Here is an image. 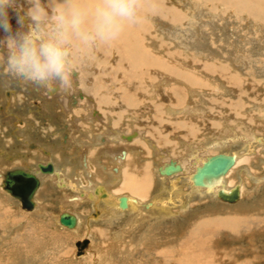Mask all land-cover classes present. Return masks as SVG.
Here are the masks:
<instances>
[{
    "label": "rangeland",
    "instance_id": "374dc122",
    "mask_svg": "<svg viewBox=\"0 0 264 264\" xmlns=\"http://www.w3.org/2000/svg\"><path fill=\"white\" fill-rule=\"evenodd\" d=\"M165 1L174 12L177 11L179 19L170 23L154 16L145 18L148 24L144 23L146 27L151 28L152 21L155 23L152 25L159 40L156 51L160 52L158 49L166 46L173 63L177 64L181 60L184 63L190 61L189 64L199 63V66L192 68L188 65L182 67L193 73L199 81L192 84L178 82L181 93L176 99L181 96L187 99L189 96V100L185 99L182 106L196 109L190 113H186L188 109L184 110L179 119L188 118L203 125L209 124L206 120L214 119L220 123L221 131L226 128L223 123L228 122L235 125L237 140L248 139L251 142L255 136L263 138L262 142L252 141L250 149L248 144L237 143V159L242 160H239L230 181L234 183L237 180L241 187L244 185L240 201L226 202L228 205L214 202L222 206L218 208V214L223 216L235 213L238 217L236 219L240 220L235 237L229 242L230 234L227 231L209 224L207 227L211 232L208 235L217 239L218 244L214 243V247L204 249L209 255L221 252L222 257L234 259L236 264H264V24L252 15L253 11H249V15L245 9H236L234 3L223 4L218 0ZM144 45L151 50L155 49L151 40L144 41ZM191 89H195L196 93ZM152 90L155 93L157 91L155 87ZM155 93L153 96H156ZM172 98L175 99L174 95ZM174 103L172 107L181 105L176 100ZM206 112L209 115L205 116ZM2 171L3 168H0V174ZM46 184L40 191L42 195H39L42 210L32 211L21 209L19 202L0 187V264H206L197 263L196 258L192 261L191 255L199 253V250H189L188 261L192 263L182 260L179 210L176 215L172 213L167 217L141 218L142 223H139L140 217L130 213L121 216L114 212L109 213L112 216L108 217L103 210V214L97 215L99 218L88 216L97 219L90 223L89 218L85 221V216L91 214L89 210L93 204L65 203L67 210L78 212L83 217L75 232L57 224L59 205L56 202L60 191L58 189L57 192L51 182L47 181ZM199 202L190 201L189 207L202 210L207 201ZM171 203L173 205L169 207L183 202L172 199ZM200 215H203V211ZM140 226L143 231L152 227L158 240L164 241L170 236L171 239L158 242L161 245L156 249L148 241L137 244L139 235L136 233ZM212 229L215 231L212 232ZM85 237L90 239V245L85 253L76 255L74 242ZM170 244L172 247L166 248Z\"/></svg>",
    "mask_w": 264,
    "mask_h": 264
},
{
    "label": "crops",
    "instance_id": "0c3cea01",
    "mask_svg": "<svg viewBox=\"0 0 264 264\" xmlns=\"http://www.w3.org/2000/svg\"><path fill=\"white\" fill-rule=\"evenodd\" d=\"M150 22H149V25H150ZM13 23L14 22H12L11 24H13ZM163 23H166V22H163ZM139 24L140 25H138V24L137 25L140 26L139 28H140L141 32H143V33H141L142 34V39H141L142 41L141 42L143 43V45L141 43L140 47L141 48L145 47L146 49L150 50L152 53L154 52L155 54L163 57L162 54H164L165 52H167V49H165L166 46H164L165 48H162L161 50L158 49V51H160V52H157L156 51L157 50L156 49L157 46H159V40L157 38V35L154 32V30H155L154 25H152V24H155L154 21L151 22V28H150V26H149V28L145 26V25L148 26L147 23H145V25H144L145 27H142L141 26V23H139ZM169 25L171 26V24H169ZM171 27H173V26H171ZM147 33L149 34V36H146ZM3 35L4 34L2 32H0V36H1L0 39L3 38ZM130 35L131 34H129V33L127 35H124L123 34L122 35L123 37L120 38L121 40L119 39L117 41V44L120 45L121 43L125 44V42L126 43L131 42L133 39H131L132 36H130ZM125 36H127V37H125ZM123 40H125V42ZM146 40H151V42H153V45H154V48L155 49L151 50V48L146 47L144 45V41H146ZM115 44H113V45H115ZM112 46H110V47H104V48H98L95 52H92V53H90L88 55V59H87V61L84 64L85 66L83 65L81 67L80 71L78 72L79 76H78V74L76 76V88L77 89L75 88L76 89L74 91L75 93H72L74 95H72V94H69L68 95L67 93H64L63 91H61L59 89H56V90H53L52 91L51 89L43 88L44 89L43 90L42 88H36V87L35 88H32L33 86H31V85H26L25 86V84H22V83H16V82H13V84L12 83H8L7 77L4 76V75H0V83H1L0 84V88H2V90H4V91H2L0 89L2 91V92H0V94H2L0 96V106H1L0 107V139H1V142H0V150H1V152H0V168H3L4 169L1 172V174L4 173L5 170L12 169L14 167L15 168H17V167L18 168H22V166H23L24 168H27L28 167V166H26L27 163H30V162H33V161H34L33 163H35L34 166L37 167V163H41L42 164V162H39V161H43L44 163L50 162L53 165V168L62 170L63 172H66L67 171L66 174L68 176H73V177H76L77 179H80V181H79L80 184L82 183V185H84L85 183H88V180H87L88 178L84 174V166H83V163H85V164L87 163L89 170H90V168L93 167L91 169V170H94V171H92V173H94L92 175V177H93L94 181H96V184H99V185L105 184L106 186L107 185L108 186L109 185H112L113 182L110 180L111 179V176H114L116 174L114 176L116 182H114V184L112 186L114 187V189H116V188L118 190L121 189V191H120L121 194L122 193L123 194L127 193L126 191L128 189L126 188L125 185H126V183L128 181H132L133 179L136 180V181L133 180V182H135V184H137V183L139 184L140 183V185H142V183H144V185H147V186L150 185L149 188H148V190H147V192H145L144 195H141V198L144 196L143 199H139L140 196H138L135 192L133 193V195L131 194L133 197L134 196H137L136 199H139L141 201L147 202V201H152V196L156 195L157 193H159V192H164L165 193V191H163L161 189L162 183L161 182L158 183V181L156 182V180H157L158 176L160 177L158 179H161L162 178L159 175V171L161 170L160 168L165 169V167L167 165L171 164L170 163L171 160L176 159V158H182V157H184L182 159L185 160V162H186L190 158L192 160L195 157H197V159L203 157L204 159H201V161L197 163L198 166H199V165H202L203 162L207 161L208 158L211 157V156H213L214 154L215 155L218 154V153H225V154L226 153L227 154L235 153V154H237V152H236L237 143L238 142H244V143L247 142V140H243V141L237 140V134H236L237 132L235 131V128L236 127H235V125H232L230 123H227V124L226 123H223L226 126V128H225L224 131H221V130H219L220 129V126H221L220 123L218 121H215L214 119H208V120H206L209 123L208 125H203V123H201V122H193V121H191L188 118L185 119V118L181 117V119H179V116L183 113V111L186 110V109H188V108H187V106H184V107L182 106L185 98L179 97L177 100H176V98L175 99L172 98L173 92L176 93V91H177L176 88H177L178 85H174L173 88H170L172 85H171V80H168L167 73L166 72L165 73L160 72V67L154 66V67H151L149 70L145 71L144 74H142V75H136L133 78V82H128L126 80H129L130 78L132 80V77L131 76H133V75H131V76L129 75V76L124 77L125 76L124 73H126V72L130 73V71H126L125 70V67H124V69L121 70V68L119 67V66H121V65H119V63L122 62L125 57H124V55H119L120 54V52H119L118 53V56L119 57L117 55L115 56L116 64L114 65L113 64L114 63V54H117V53H114L115 51H113V52L112 51H109V50H111V47ZM160 46H162V44ZM109 52H111V53H109ZM107 54H108V56H107ZM110 54H111V58H110ZM2 55H3V53H0V56H2ZM89 59H91V60H89ZM163 59H165L164 61L166 63H170V60L166 56L163 57ZM172 59H173V57H172ZM105 61L106 62L107 61L109 62V66H108V62L106 63ZM101 62H103V63H101ZM97 63H98V66H97ZM91 64L92 65L94 64V65L92 66ZM101 64H102V66H101ZM103 67H107L111 71L114 69L113 71H115V72L110 74V73H108L109 71H106L105 74L106 75L108 74V76L103 75V74H101L102 73L101 70H97L99 68L100 69L101 68L103 69ZM2 71L6 72V69H3ZM120 72H123V73H120ZM116 73H117L118 76L117 77L113 76ZM131 73H133V72L131 71ZM102 75H103V77H102ZM110 75H112V76H110ZM143 75H145V76H143ZM90 77L93 78V82H92V84H90L89 86H87L85 84V82L87 80H89ZM97 77H98V79H97ZM122 77H123V80L124 81L121 80ZM80 78L81 79L83 78V80H80ZM105 78H108L110 80L108 82H105V81H107ZM140 79H142V80H140ZM4 81H6V82H4ZM79 81H80V83H79ZM98 81H99V83H98ZM113 82L115 83V85H114L115 87L113 88V90L115 89L119 93V94L116 93L117 95H115L117 98H115V96H113V94H111L110 92L109 93L112 96V98H109V97H107L108 96L107 95L108 93H104V91H103V90L106 89V87H107V90H108V86H107V85H109L108 83L114 84ZM120 82H122V83H120ZM127 82H128L129 85L132 84V88L133 87H136L135 92L128 91V93H131L133 95V97L131 95V98L130 99H127L125 97V90L122 89V87L124 88V86H126L124 84L127 83ZM150 83L152 85L159 84L156 87V88H158V91H160L162 93V95L164 94V96L167 94L166 97H168V99H167V102H164L165 103V106L163 108L160 106V103H158L159 100L156 99V96H153L152 97V94L150 96H145L144 95L147 91L150 93V89H149ZM11 85H13L14 87L11 86ZM100 85H102V86H100ZM5 87H6V89L9 88L10 91H9V89L6 90ZM174 87H176V88H174ZM26 88H28V89H26ZM88 88H90V89H88ZM41 89H42V91H39ZM120 89H121V91H120ZM145 89H149V90L146 91ZM91 90H93V91H91ZM122 91H124V92H122ZM194 92L196 93V91H194ZM33 93H34V95H33ZM63 93H64V95H63ZM66 94H67V96H66ZM101 94L102 95L103 94H106V95H103L104 98H102L101 97L102 96ZM44 95H46V96L44 97ZM2 96H5V98L2 97ZM28 96H29V98H31V100L27 98ZM105 96H106V98H105ZM99 97L102 98V100L100 102L98 101V100H100ZM113 97H114V99H113ZM118 97L120 99H118ZM8 98L11 99V101ZM65 98L68 99V100H66ZM84 98H85V101H84ZM95 98H96V100H95ZM134 98H136V99H134ZM33 99H34V101H33ZM80 99H81V101H80ZM103 99L105 100V102H104ZM110 99H111V101H110ZM70 100H72V101H70ZM175 100L177 102H179V104H181V105H176L175 107H172L175 104L174 103ZM15 101L17 102V105H16ZM67 101H68V103H67ZM156 102H157V104H156ZM5 103H7L8 105L5 104ZM30 104H31V107L32 108L29 107ZM39 105L41 106V108L39 107ZM103 105H105V106H103ZM24 106H25V108H23ZM121 106H123V107H121ZM179 106H180V108H179ZM177 107H178V109H177ZM27 108H29V110ZM93 108H94V110H97L98 113H95L94 114L93 113V111H94ZM15 109H16V111H15ZM193 110H196V109L195 108H193V109L190 108V109H188V112H186V113H190V111L192 112ZM3 111H5L6 113H4ZM64 111H66V112H64ZM158 111H159V113H158ZM43 112H45V113H43ZM138 112H139V114H138ZM12 113H14V114H12ZM41 113L44 114V116H40V115H42ZM47 114H48V116H47ZM89 115H91V116L89 117ZM112 115H114V116H112ZM176 115L178 117H176ZM207 115H209V114H207V112H206L205 113V116H207ZM132 116H134V117H132ZM47 117H49V118H47ZM95 117H96L97 120L95 119ZM173 117H175V118H173ZM8 118H10L11 120L8 119ZM81 118H82V120H81ZM55 119H57V120L55 121ZM77 119H79V120H77ZM101 119H102V121H101ZM157 119L159 120V122L157 121ZM202 119L203 118L200 117V120L201 121H202ZM3 120H5L6 122L3 121ZM115 120L119 124H117V122H115ZM160 120H161V122H160ZM89 121H91L92 123L89 122ZM94 121H95V123H94ZM176 121H177V124L175 123ZM26 122H29L30 124H28ZM82 122H84V123H82ZM122 122H123V124H122ZM184 122H188V123H184ZM4 123H6V124L4 125ZM10 123H12V124H10ZM25 123H26V125H25ZM75 124H76V126H75ZM179 124H180V126H179ZM26 126H28V127H26ZM133 126H135L138 129H140L141 130L140 135H141V133H142V135L141 136L139 135L138 138L137 137L133 138L132 139L133 141L131 140V142L130 141H126L125 139L122 138L123 137V134H129V131L131 132L132 128H135ZM113 129H118L119 132L117 130H113ZM127 129H129V130L126 131ZM138 129H136V130H138ZM190 129H192L193 131L190 130ZM140 130H138V131H140ZM156 130H158V131H156ZM17 131L20 132V133H16ZM33 131H35V132H33ZM92 134H94L93 135L94 137L92 136ZM148 134H149V136H148ZM99 136H100V138H99ZM181 136H183V137H181ZM231 136H233L234 139ZM72 137H73V139H72ZM145 137H147V139H148V142L146 141V143H145V140L146 139H144ZM158 138H160V139H158ZM28 139H29V141H28ZM68 141H69V143H68ZM119 141L121 143H119ZM156 141H157V143H156ZM226 141L229 142V145H228V143L226 144ZM138 142H139V144H138ZM17 143H19V144L16 145ZM77 143H79V144H77ZM90 143H92V145ZM141 143H143V144H141ZM130 144H131V148H130ZM155 144H157V145L155 146ZM216 144H218V146ZM14 145H16V146H14ZM56 145H58L57 146L58 148L56 147ZM94 145H96L97 147L94 146ZM2 146H3V148H2ZM140 146H142V147H140ZM106 147H108V148H106ZM161 148H163V149H161ZM207 150H209V151H207ZM2 151H4V152H2ZM96 151L98 152V154H97ZM122 151H125V154H122L123 153ZM201 152H203V153L201 154ZM33 153H34V155H33ZM36 153H38V154H36ZM48 154H50V155H48ZM208 154H210V155H208ZM38 155H39V159L37 157ZM46 155H48V156H46ZM43 156H45V157H43ZM155 156H156V158H155ZM173 156H174V158H173ZM204 156H206V157H204ZM42 158H44V159H42ZM104 158H106V159H104ZM146 158H148L149 160L147 159L148 161H146ZM152 158H153V160H152ZM163 158H164V160H163ZM69 159H71V160H69ZM88 159H89V161H88ZM182 159H180V160H182ZM63 160H64V163H63ZM139 160H141V161L143 160V161L141 162ZM144 160H145V162H144ZM12 161H13V163H12ZM152 161L157 162V163H154ZM68 162H70V163L68 164ZM105 162H107V163H105ZM174 163H175V161H174ZM8 164H9V166H8ZM117 164H118V166H116ZM186 164L188 165V162ZM191 164H190L191 168L189 169V171L190 172H193V170L195 169V164L194 165H191ZM110 165H111V167H110ZM19 166H21V167H19ZM126 166H127V168H126ZM155 167H157V168H155ZM108 169H110V170L108 171ZM142 169H143V171H142ZM82 172H83V176H82ZM96 172L98 173V175H97ZM126 177H128V178H126ZM131 177H133V178H131ZM108 178H109V180H108ZM145 178L146 179L149 178V179L146 180ZM230 178H227L226 179L227 181H229L228 183L233 184V185L236 184V183H238V181H236L234 183L231 182L230 181ZM167 179H169V178H167ZM167 179H164L165 181H167V182H164L165 187H171V185L173 184V180H171V182H169ZM1 180H2V177L0 178V182H1ZM149 180L151 182H149ZM140 181H142V182H140ZM189 182H190V180L188 181V184L186 183L187 185L185 186V190H182V189L176 190V192L171 193V195H170V199H174L175 198L174 200H178L179 199L180 201L181 200L182 201H188L187 204H186V207H182L183 205H181L180 207H177V209H174L173 212L171 210V212L174 215L177 214V210H179L180 211V214H181V229L179 231V234H180V242H181V249H182V255H181L182 260L186 259L187 262L192 263V262L188 261L189 258H190L189 257V250H191L192 252H194L196 250H199V253H197V254H194L193 253L191 255V258H192V261L193 262H194V258H196L197 259V263L203 262V263H206V264H210V262H211V263H215V264H219V263L220 264H236V262H235L234 259H229V258H226V257H222L223 255H221L222 254L221 252L218 253V251H216L214 253L215 254V256H214V254H212V255L210 254L209 255L208 252H207V250L204 249L206 247H209V245L214 247V243L215 244H218L217 243V239H215L213 236H210V235L208 236V234L211 232V229L208 228L207 226L209 224H212V223L214 224L215 227H222V228H224L223 230L225 232L227 231V233L230 234V236H231L230 238H228V241L229 240L231 241V239L233 238L232 237V234H234L237 231V225L235 224L236 223V214L235 213H230V214L223 215V216H221L220 214H218L217 210H218L219 207H222V206H217V205L214 204V202H221V203L223 202V205H228V204L225 201H223L220 198H218L216 196V193L215 194H212L213 198H211L212 196L209 195V194H207V193H204L202 195L200 193L198 195V192L194 193V191L191 190V187H192L191 182L190 183ZM228 183H226V185L227 186L229 185V187H230V184H228ZM118 184H119V186H118ZM153 187H154V189H153ZM188 187H189V191H187L188 190ZM55 189H57V188L55 187ZM123 189H125V190H123ZM92 190L94 192L95 188H92ZM37 191H38V195H40L41 192L39 193V190H37ZM56 191L58 192V189ZM59 191H60V193H62L61 190H59ZM123 191H125V192H123ZM186 191H187V193H186ZM240 191H241V188H240ZM182 192H184V193H182ZM105 193L107 194V192H105ZM140 193H141V191H140ZM62 194H64V193H62ZM70 194H71V192H70ZM208 196L209 197L211 196V197L209 198ZM198 197H199V199H198ZM214 198H215V200H214ZM86 199L89 201L88 197H86ZM96 199L99 200V197L97 195L94 197V200H96ZM205 199H206L207 203L204 204L205 206H204V208L202 210L199 207H197V208L193 207V209L189 207V204H190L189 202L190 201H193L194 200V201H198L199 202L200 200L203 201ZM211 199H213V200H211ZM209 204H211V205H209ZM212 205H214V206H212ZM210 207H212L213 209L210 208ZM225 207H229V206H225ZM156 209L157 208H155L153 210H151V209L149 210L148 208H146L145 210L148 211V212L146 214V211H144L145 214L142 213L143 216H141V214H140L141 218H146V217L151 218V215L152 214L155 215L154 212L156 213V211H157ZM190 210H192V211H190ZM30 211H32V210H30ZM89 211H91L90 212L91 215H93V213H94L97 216V214H98V211L97 210L95 212H94L93 209H91ZM89 211H88V213H89ZM150 211H152V212H150ZM201 211H203V215H200V212ZM206 212L207 213H210V214L207 215ZM58 213H59V211H58ZM148 213H150V214H148ZM165 214L167 215L168 213H165L164 212L163 215L166 217ZM171 214H169L168 216H170ZM195 217H196V219H195ZM229 217H231V218L229 219ZM56 218H57V214H56ZM221 218H223L222 219L223 221L220 220ZM212 219H213V221H212ZM142 222H143V220L140 219L139 220V223H142ZM233 222H234V224H233ZM224 223H226V224H224ZM195 225H197V227ZM141 228L142 227L140 226L139 227V230L136 233L137 235H139L138 236V242L136 240L137 244L140 243L141 241L142 242L148 241L149 245L150 246L151 245L154 246V248L156 249L159 245H161V243L160 244H157L158 242H165V241H168V240L171 239V236H170L169 238L166 237V239L164 241L158 240L157 239V236H156V233L151 229L152 227L149 226V228L148 229L146 228L147 230H144V231ZM213 231H215V230L212 229V232ZM198 237L200 238V242L197 241V240H199ZM142 238H143V240H142ZM194 238H196V239L198 238V239L196 240ZM146 239H148V240H146ZM206 239L208 241H210V242H208ZM169 247H172V244H170V246H168L166 248H169ZM184 249H186V251ZM228 253H230V252H228ZM201 258H203L202 261L199 260Z\"/></svg>",
    "mask_w": 264,
    "mask_h": 264
},
{
    "label": "bare ground",
    "instance_id": "6f19581e",
    "mask_svg": "<svg viewBox=\"0 0 264 264\" xmlns=\"http://www.w3.org/2000/svg\"><path fill=\"white\" fill-rule=\"evenodd\" d=\"M208 1V0H207ZM210 1H212V0H210ZM214 1V0H213ZM218 1H220L221 3H223V4H227V3H234L237 7H236V9L237 8H240L241 10L243 9H245V11H248V13H249V11L251 12V11H253L252 12V15H254V17L256 16L257 17V19L258 20H260L261 22V24H264V0H218ZM234 1V2H233ZM44 3L46 4V6L48 7V10H49V12H50V14H54L55 13V10H56V8H57V6H58V4H59V0H44ZM167 2L165 1V0H152V5H151V9L147 12V14L148 15H146L145 14V16H144V18H143V20H142V22H141V26H143L144 25V23H146V20H145V18L148 16V17H152V16H154L153 18H162L163 20H166V21H170V23H171V21H173V20H177V19H179V15L177 14L176 15V13H177V11L176 12H174V10H173V8H171L170 7V4H166ZM251 9H250V8ZM253 9V10H252ZM243 14H245V13H243ZM247 15V14H246ZM249 15H250V13H249ZM182 17V16H181ZM253 17V16H252ZM12 22H14L13 24H12V26H13V28L15 29L16 28V20H14V21H11V23ZM257 22V21H256ZM259 22V21H258ZM138 25H140V24H138ZM138 25H135V26H131V27H129L126 31H125V33H124V35H127L128 33L129 34H131L130 36H132V38L131 39H133L131 42H129V43H126L125 42V40H123L124 42H125V44H123V43H121L120 45H118L117 44V42H116V44L115 45H113L112 47H111V50H109V51H115L114 53H117V54H114V63L116 64V59H115V56L117 55L118 56V53L120 52V54L119 55H124V59H123V61L122 62H118L119 63V65H121V66H119L120 68H121V70L122 69H124V67H125V70L126 71H130V73H128V72H126V73H124L125 74V76L124 77H126V76H131V75H133V76H131L132 77V80H131V78L129 79V80H126V81H128V82H133V78L136 76V75H142V74H144V72L145 71H147V70H149L151 67H154V66H158V67H160V72H162V73H167V75H168V80H171V87L170 88H173V86L174 85H177L178 84V82H186V83H194V82H197V81H199V79L196 77V76H194L193 75V73L191 74L190 73V71H188V69H183L182 67H184V65L185 66H190L191 68L192 67H195V65H198L199 63H193V64H189L190 63V61L188 62H185L184 63V61L183 60H181L180 62H177V64L176 63H173V61L171 60V53L169 54L168 53V51L167 52H165L164 54H162L163 55V57H167V58H169V60H170V63H166L164 60L165 59H163V57L162 56H158L157 54H155L154 52L152 53L151 51H147V50H145V47H143V48H141L140 47V45H141V39H142V34L141 33H143V32H141V30H140V26H138ZM255 26V25H254ZM264 32V31H263ZM123 37V36H122ZM121 37V38H122ZM125 37H127V36H125ZM0 38H1V36H0ZM121 40V39H120ZM121 42V41H120ZM142 45H143V43H142ZM108 51V50H107ZM105 53V52H104ZM109 53H111V52H109ZM113 54V53H112ZM107 56H108V54H107ZM119 57V56H118ZM93 58V57H92ZM110 58H111V54H110ZM88 59V58H87ZM89 60H91V59H89ZM88 60V61H89ZM102 60V59H101ZM105 60V59H104ZM106 62V61H105ZM104 62V63H105ZM108 62V61H107ZM106 62V63H107ZM101 63H103V62H101ZM105 63V64H106ZM87 64V63H86ZM114 64V65H115ZM225 64V63H224ZM92 65V64H91ZM94 65V64H93ZM92 65V66H93ZM107 65V64H106ZM177 65V66H176ZM85 66V65H84ZM97 66H98V63H97ZM101 66H102V64H101ZM108 66H109V62H108ZM199 66V65H198ZM198 66H196V67H198ZM116 67V66H115ZM190 67H187V68H190ZM89 68V67H88ZM98 68V67H97ZM118 68V67H117ZM97 70H101V72H106V71H109L108 73H114L115 71H111V70H109L107 67H103V69L101 68H99V69H97ZM119 70V69H118ZM124 70V71H125ZM153 70V69H152ZM214 70V69H213ZM93 71V70H92ZM131 71L133 72V73H131ZM151 72V71H150ZM86 73V72H85ZM95 73V72H94ZM93 73V74H94ZM120 73H123V72H120ZM155 73V72H154ZM161 73V74H162ZM104 75H105V73H103ZM149 74V73H148ZM153 74V73H152ZM98 75V74H97ZM108 75V74H107ZM78 76H79V74H78ZM91 76V75H90ZM110 76H112V75H110ZM113 76H115V77H117L118 75H117V73L116 74H114ZM143 76H145V75H143ZM159 76V75H158ZM83 77V76H82ZM93 77V76H92ZM102 77H103V75H102ZM114 77V78H115ZM78 78V77H77ZM86 78V77H85ZM94 78V77H93ZM93 78H89V80H87L86 82H85V84L87 85V86H89L90 84H92V82H93ZM96 78V77H95ZM79 79V78H78ZM97 79H98V77H97ZM107 81H105V82H108L110 79H108V78H105ZM118 79V78H117ZM229 79V78H228ZM80 80H83V78L81 79L80 78ZM115 80V79H114ZM122 81H124L123 80V77H122V79H121ZM140 80H142V79H140ZM144 80V79H143ZM157 80V79H156ZM232 80V79H231ZM118 81V80H117ZM146 81V80H145ZM2 82V81H1ZM4 82H6V81H4ZM128 82L127 83H125L124 85H126V86H124V88L122 87V89H124L125 90V97L127 98V99H130L131 98V93H128V91H132V92H135V87H133L132 88V84L131 85H129L128 84ZM231 82V81H230ZM79 83H80V81H79ZM98 83H99V81H98ZM114 83V82H113ZM117 83V82H116ZM120 83H122V82H120ZM143 83V82H142ZM147 83V82H146ZM158 83V82H157ZM160 83V82H159ZM165 83V82H164ZM1 84V83H0ZM13 84V83H12ZM107 84V83H106ZM109 85H107L108 86V90H107V87H106V89L105 90H103L104 91V93H108L107 95V97H109V98H112V96L110 95V93L111 94H113V96H115V95H117L116 93H118L117 92V90H113V88L115 87L114 85H115V83L114 84H111V83H108ZM183 84V83H182ZM83 85V84H82ZM96 85V84H95ZM104 85V84H103ZM122 85V84H121ZM159 84H156V85H152L151 83H150V93L147 91L148 89H145L147 92L144 94L145 96H150L151 94H152V97H153V94L155 93V92H153V90H152V88H156L157 86H158ZM169 85V84H168ZM167 85V86H168ZM179 85V84H178ZM11 86H13V85H11ZM25 86H26V84H25ZM100 86H102V85H100ZM105 86V85H104ZM118 86V85H117ZM120 86V85H119ZM147 86V85H146ZM166 86V87H167ZM181 86V85H180ZM187 86V85H186ZM3 87V86H2ZM14 87V86H13ZM165 87V88H166ZM32 88H35V86H33ZM37 88V87H36ZM146 88V87H145ZM174 88H176V87H174ZM190 88H192V86L190 87ZM196 88V87H195ZM1 90H2V88H0ZM5 89H6V87H5ZM7 89H9V88H7ZM6 89V90H7ZM26 89H28V88H26ZM43 89V88H42ZM42 89L41 90H39V91H42ZM77 89V88H76ZM75 89V90H76ZM79 89V88H78ZM88 89H90V88H88ZM93 89V88H92ZM157 89V91H156V93H155V95H156V99L157 100H159L158 101V103H160V106L163 108L164 106H165V103L164 102H167V98L165 97L164 98V94L162 95V93L160 92V91H158V88H156ZM177 91H176V93H174L173 91V95H174V98H176V96H178L180 93H181V91H179V88H178V86H177ZM188 89V88H187ZM0 90V92H2V91H4V90H2L1 91ZM34 90V89H33ZM44 90V89H43ZM52 90V89H51ZM82 90V89H81ZM190 90V89H189ZM191 90H193V89H191ZM195 90V89H194ZM193 90V91H194ZM9 91H10V89H9ZM15 91V90H14ZM50 91V90H49ZM53 91V90H52ZM58 91V90H57ZM56 91V92H57ZM84 91V90H83ZM88 91V90H87ZM91 91H93V90H91ZM120 91H121V89H120ZM170 91V90H169ZM179 91V92H178ZM61 92V91H60ZM99 92V91H98ZM102 92V91H101ZM110 92V93H109ZM122 92H124V91H122ZM171 92V93H172ZM192 92V91H191ZM6 93V92H5ZM11 93V92H10ZM29 93V92H28ZM38 93V92H37ZM43 93V92H42ZM41 93V94H42ZM46 93V92H45ZM44 93V94H45ZM75 93V92H74ZM84 93V92H83ZM87 93V92H86ZM89 93V92H88ZM27 94V93H26ZM36 94V93H35ZM68 94V93H67ZM67 94H66V96H67ZM119 94V93H118ZM2 94H0V96H1ZM14 95V94H13ZM33 95H34V93H33ZM63 95H64V93H63ZM69 95V94H68ZM72 95H74V94H72ZM71 95V96H72ZM86 95V94H85ZM93 95V94H92ZM102 95V94H101ZM103 95H106V94H103ZM101 96L102 98H104V96ZM124 95V94H123ZM167 95V94H166ZM189 95V94H188ZM36 96V95H35ZM34 96V97H35ZM46 95H44V97H45ZM56 96V95H55ZM2 97H4L5 98V96H2ZM16 97V96H15ZM32 97V96H31ZM38 97V96H37ZM49 97V96H48ZM51 97V96H50ZM85 97V96H84ZM89 97V96H88ZM93 97V96H92ZM95 97V96H94ZM101 97H99V99L100 100H98L99 102L102 100V98ZM122 97V96H121ZM132 97H133V95H132ZM139 97V96H138ZM182 97V96H181ZM188 98H189V96H187ZM28 99H30L31 100V98H29V96L27 97ZM43 98V97H42ZM86 98V97H85ZM85 98H84V101H85ZM105 98H106V96H105ZM108 98V99H109ZM115 98H117L116 96H115ZM149 98V97H148ZM9 99V98H8ZM27 99V100H28ZM66 99V98H65ZM98 99V98H97ZM113 99H114V97H113ZM118 99H120L119 97H118ZM134 99H136V98H134ZM133 99V100H134ZM178 99V98H177ZM176 99V100H177ZM186 99V98H185ZM10 101H11V99H9ZM8 100V101H9ZM61 100V99H60ZM66 100H68V99H66ZM77 100V99H76ZM79 100V99H78ZM89 100V99H88ZM93 100V99H92ZM95 100H96V98H95ZM104 100V99H103ZM144 100V99H143ZM187 100V99H186ZM7 101V102H8ZM29 101V100H28ZM27 101V102H28ZM33 101H34V99H33ZM39 101V100H38ZM70 101H72V100H70ZM74 101V100H73ZM80 101H81V99H80ZM109 101V100H108ZM110 101H111V99H110ZM109 101V102H110ZM113 101V100H112ZM125 101V100H124ZM146 101V100H145ZM26 102V101H25ZM30 102V101H29ZM40 102V101H39ZM75 102V101H74ZM77 102V101H76ZM83 102V101H82ZM104 102H105V100H104ZM141 102V101H140ZM177 102V101H176ZM181 102V101H180ZM15 103H16V105H17V102L15 101ZM44 103V102H43ZM52 103V102H51ZM67 103H68V101H67ZM78 103V102H77ZM107 103V102H106ZM127 103V102H126ZM148 103V102H147ZM154 103V102H153ZM5 104H7V103H5ZM25 104V103H24ZM94 104V103H93ZM146 104V103H145ZM156 104H157V102H156ZM3 105V104H2ZM8 105V104H7ZM27 105V104H26ZM87 105V104H86ZM112 105V104H111ZM123 105V104H122ZM140 105V104H139ZM11 106V105H10ZM15 106V105H14ZM22 106V105H21ZM28 106V105H27ZM103 106H105V105H103ZM107 106V105H106ZM158 106V105H157ZM1 107V106H0ZM6 107V106H5ZM29 107H31V104H30V106ZM37 107V106H36ZM39 107L41 108V106L39 105ZM45 107V106H44ZM68 107V106H67ZM102 107V106H101ZM113 107V106H112ZM111 107V108H112ZM121 107H123V106H121ZM130 107V106H129ZM175 107V106H174ZM8 108V107H7ZM23 108H25V106L23 107ZM32 108V107H31ZM96 108V107H95ZM127 108V107H126ZM148 108V107H147ZM179 108H180V106H179ZM12 109V108H11ZM28 110H29V108H27ZM26 109V110H27ZM44 109V108H43ZM107 109V108H106ZM176 109V108H175ZM177 109H178V107H177ZM3 110V109H2ZM21 110V109H20ZM36 110V109H35ZM39 110V109H38ZM65 110V109H64ZM93 110H94V108H93ZM129 110V109H128ZM15 111H16V109H15ZM49 111V110H48ZM54 111V110H53ZM96 111V113H98V111L97 110H94L93 111V113ZM111 111V110H110ZM4 113H6L5 111H3ZM25 112V111H24ZM47 112V111H46ZM56 112V111H55ZM59 112V111H58ZM64 112H66V111H64ZM92 112V111H91ZM149 112V111H148ZM23 113V112H22ZM21 113V114H22ZM30 113V112H29ZM33 113V112H32ZM36 113V112H35ZM43 113H45V112H43ZM52 113V112H51ZM92 113V114H93ZM127 113V112H126ZM158 113H159V111H158ZM162 113V112H161ZM9 114V113H8ZM12 114H14V113H12ZM25 114V113H24ZM42 114V113H41ZM53 114V113H52ZM67 114V113H66ZM101 114V113H100ZM138 114H139V112H138ZM27 115V114H26ZM34 115V114H33ZM38 115V114H37ZM46 115V114H45ZM68 115V114H67ZM99 115V114H98ZM127 115V114H126ZM162 115V114H161ZM178 115V114H177ZM176 115V117H178ZM17 116V115H16ZM40 116H44V114H42V115H40ZM39 116V117H40ZM47 116H48V114H47ZM53 116V115H52ZM51 116V117H52ZM82 116V115H81ZM91 115H89V117H90ZM93 116V115H92ZM112 116H114V115H112ZM138 116V115H137ZM142 116V115H141ZM173 116V115H172ZM20 117V116H19ZM26 117V116H25ZM50 117V116H49ZM49 117H47V118H49ZM67 117V116H66ZM132 117H134V116H132ZM157 117V116H156ZM159 117V116H158ZM171 117V116H170ZM5 118V117H4ZM55 118V117H54ZM53 118V119H54ZM69 118V117H68ZM79 118V117H78ZM127 118V117H126ZM130 118V117H129ZM143 118V117H142ZM163 118V117H162ZM173 118H175V117H173ZM8 119H10V118H8ZM17 119V118H16ZM34 119V118H33ZM51 119V118H50ZM95 119H96V117H95ZM177 119V118H176ZM2 120V119H1ZM11 120V119H10ZM22 120V119H21ZM20 120V121H21ZM27 120V119H26ZM57 119H55V121H56ZM60 120V119H59ZM72 120V119H71ZM77 120H79V119H77ZM81 120H82V118H81ZM80 120V121H81ZM97 120V119H96ZM136 120V119H135ZM146 120V119H145ZM144 120V121H145ZM152 120V119H151ZM167 120V119H166ZM3 121H5V120H3ZM31 121V120H30ZM63 121V120H62ZM84 121V120H83ZM87 121V120H86ZM101 121H102V119H101ZM157 121L159 122V120L157 119ZM175 121V120H174ZM173 121V122H174ZM6 122V121H5ZM75 122V121H74ZM77 122V121H76ZM89 122H91V121H89ZM115 122H117L116 120H115ZM137 122V121H136ZM148 122V121H147ZM160 122H161V120H160ZM164 122V121H163ZM167 122V121H166ZM172 122V123H173ZM26 123H28V124H30L29 122H26ZM26 123H25V125H26ZM46 123V122H45ZM59 123V122H58ZM82 123H84V122H82ZM92 123V122H91ZM94 123H95V121H94ZM93 123V124H94ZM132 123V122H131ZM176 124H177V121L175 122ZM184 123H188V122H184ZM228 123V122H227ZM226 123V124H227ZM6 123H4V125H5ZM10 124H12V123H10ZM9 124V125H10ZM18 124V123H17ZM16 124V125H17ZM50 124V123H49ZM60 124V123H59ZM58 124V125H59ZM63 124V123H62ZM69 124V123H68ZM117 124H119L118 122H117ZM116 124V125H117ZM122 124H123V122H122ZM134 124V123H133ZM183 124V123H182ZM24 125V126H25ZM121 125V124H120ZM119 125V126H120ZM174 125V124H173ZM214 125V124H213ZM15 126V125H14ZM18 126V125H17ZM20 126V125H19ZM23 126V127H24ZM29 126V125H28ZM28 126H26V127H28ZM52 126V125H51ZM54 126V125H53ZM75 126H76V124H75ZM106 126V125H105ZM148 126V125H147ZM179 126H180V124H179ZM182 126V125H181ZM11 127V126H10ZM82 127V126H81ZM80 127V128H81ZM95 127V126H94ZM107 127V126H106ZM122 127V126H121ZM133 127H135V126H133ZM155 127V126H154ZM190 127V126H189ZM15 128V127H14ZM37 128V127H36ZM64 128V127H63ZM115 128V127H114ZM131 128V127H130ZM136 129H138L137 127H135ZM135 128H132V130H131V132L129 131V134H123V139H125L126 141H130L131 142V140L133 139V138H135V137H139V135H140V132L141 131H138V130H140V129H138V130H136ZM152 128V127H151ZM176 128V127H175ZM23 129V128H22ZM52 129V128H51ZM157 129V128H156ZM173 129V128H172ZM185 129V128H184ZM187 129V128H186ZM20 130V129H19ZM87 130V129H86ZM113 130H117L118 131V129H113ZM120 130V129H119ZM129 129H127L126 131H128ZM147 130V129H146ZM175 130V129H174ZM190 130H192V129H190ZM54 131V130H53ZM57 131V130H56ZM64 131V130H63ZM70 131V130H69ZM106 131V130H105ZM156 131H158V130H156ZM178 131V130H177ZM193 131V130H192ZM233 131V130H232ZM33 132H35V131H33ZM93 132V131H92ZM119 132V131H118ZM235 132V131H234ZM16 133H20V132H16ZM51 133V132H50ZM66 133V132H65ZM81 133V132H80ZM98 133V132H97ZM112 133V132H111ZM122 133V132H121ZM188 133V132H187ZM196 133V132H195ZM219 133V132H218ZM29 134V133H28ZM95 134V133H94ZM94 134H92V136L94 135ZM119 134V133H118ZM156 134V133H155ZM165 134V133H164ZM194 134V133H193ZM192 134V135H193ZM237 134V133H236ZM20 135V134H19ZM33 135V134H32ZM82 135V134H81ZM141 135H142V133H141ZM140 135V136H141ZM145 135V134H144ZM161 135V134H160ZM179 135V134H178ZM17 136V135H16ZM25 136V135H24ZM30 136V135H29ZM37 136V135H36ZM73 136V135H72ZM84 136V135H83ZM147 136V135H146ZM148 136H149V134H148ZM154 136V135H153ZM184 136V135H183ZM183 136H181V137H183ZM264 136V135H263ZM23 137V136H22ZM94 137V136H93ZM231 137H233V136H231ZM20 138V137H19ZM28 138V137H27ZM69 138V137H68ZM99 138H100V136H99ZM153 138V137H152ZM151 138V139H152ZM238 138V137H237ZM252 138V137H251ZM72 139H73V137H72ZM71 139V140H72ZM92 139V138H91ZM94 139V138H93ZM144 139H146L145 140V143H146V141L148 142V139H147V137H145ZM143 139V140H144ZM157 139V138H156ZM158 139H160V138H158ZM188 139V138H187ZM186 139V140H187ZM191 139V138H190ZM189 139V140H190ZM194 139V138H193ZM233 139H234V137H233ZM24 140V139H23ZM75 140V139H74ZM83 140V139H82ZM108 140V139H107ZM122 140V139H121ZM155 140V139H154ZM243 140H245V139H243ZM255 140L256 141H258V142H262V140H263V138L262 137H257V136H255V138L252 140V141H254L255 142ZM28 141H29V139H28ZM118 141V140H117ZM123 141V140H122ZM133 141V140H132ZM135 141V140H134ZM225 141V140H224ZM249 140L247 139V142H245V144L247 145L248 144V149H250V146H252V141L251 142H248ZM0 142H1V139H0ZM19 142V141H18ZM78 142V141H77ZM86 142V141H85ZM191 142V141H190ZM195 142V141H194ZM221 142V141H220ZM29 143V142H28ZM32 143V142H31ZM42 143V142H41ZM68 143H69V141H68ZM93 143V142H92ZM92 143H90L91 145H92ZM104 143V142H103ZM109 143V142H108ZM107 143V144H108ZM119 143H121L120 141H119ZM133 143V142H132ZM156 143H157V141H156ZM160 143V142H159ZM162 143V142H161ZM228 143V145H229V142L228 141H226V144ZM244 143V142H243ZM15 144V143H14ZM19 143H17L16 145H18ZM21 144V143H20ZM30 144V143H29ZM38 144V143H37ZM77 144H79V143H77ZM96 144V143H95ZM128 144V143H127ZM136 144V143H135ZM138 144H139V142H138ZM141 144H143V143H141ZM140 144V145H141ZM244 144V145H245ZM16 145H14V146H16ZM23 145V144H22ZM97 145V144H96ZM96 145H94V146H96ZM146 145V144H145ZM157 144H155V146H156ZM217 146H218V144H216ZM220 145V144H219ZM241 145H242V143H241ZM58 145H56V147H57ZM77 146V145H76ZM99 146V145H98ZM149 146V145H148ZM164 146V145H163ZM243 146V145H242ZM13 147V146H12ZM26 147V146H25ZM36 147V146H35ZM49 147V146H48ZM61 147V146H60ZM63 147V146H62ZM78 147V146H77ZM97 147V146H96ZM101 147V146H100ZM137 147V146H136ZM140 147H142V146H140ZM146 147V146H145ZM160 147V146H159ZM173 147V146H172ZM241 147V146H240ZM2 148H3V146H2ZM40 148V147H39ZM44 148V147H43ZM46 148V147H45ZM50 148V147H49ZM48 148V149H49ZM58 148V147H57ZM64 148V147H63ZM73 148V147H72ZM81 148V147H80ZM88 148V147H87ZM106 148H108V147H106ZM130 148H131V144H130ZM144 148V147H143ZM142 148V149H143ZM148 148V147H147ZM197 148V147H196ZM213 148V147H212ZM257 148V147H256ZM38 149V148H37ZM67 149V148H66ZM74 149V148H73ZM77 149V148H76ZM161 149H163V148H161ZM193 149V148H192ZM205 149V148H204ZM207 149V148H206ZM211 149V148H210ZM264 149V148H263ZM10 150V149H9ZM27 150V149H26ZM44 150V149H43ZM93 150V149H92ZM125 150V149H124ZM128 150V149H127ZM144 150V149H143ZM154 150V149H153ZM216 150V149H215ZM252 150V149H251ZM11 151V150H10ZM46 151V150H45ZM66 151V150H65ZM78 151V150H77ZM99 151V150H98ZM129 151V150H128ZM139 151V150H138ZM146 151V150H145ZM207 151H209V150H207ZM212 151V150H211ZM237 151V150H236ZM0 152H1V150H0ZM2 152H4V151H2ZM48 152V151H47ZM80 152V151H79ZM93 152V151H92ZM97 152V151H96ZM123 153L122 154H125V151H122ZM131 152V151H130ZM143 152V151H142ZM163 152V151H162ZM198 152V151H197ZM196 152V153H197ZM204 152V151H203ZM203 152H201V154L203 153ZM232 152V151H231ZM257 152V151H256ZM6 153V152H5ZM45 153V152H44ZM133 153V152H132ZM136 153V152H135ZM134 153V154H135ZM145 153V152H144ZM148 153V152H147ZM159 153V152H158ZM165 153V152H164ZM209 153V152H208ZM212 153V152H211ZM210 153V154H211ZM244 153V152H243ZM2 154V153H1ZM36 154H38V153H36ZM60 154V153H59ZM89 154V153H88ZM95 154V153H94ZM97 154H98V152H97ZM173 154V153H172ZM199 154V153H198ZM210 154H208V155H210ZM214 154V153H213ZM218 154H220V155H223V156H226L227 158H230L231 159V163L223 170V171H219V172H214V173H209V174H203V176H202V182L201 183H199V184H196L195 182H194V180H193V175L195 174L194 172H196L200 167H202L204 164H205V162H207L208 160H209V158H211V157H209L208 158V160L207 161H205V162H203L202 163V165H199L198 166V162H200L201 161V159H204L203 157L202 158H198L197 159V157H195L194 159H192L191 160V158L189 159V160H187L186 162H185V160H183L182 158H184V157H182V158H176V159H173L174 158V156H173V160H171V164L170 165H172V166H176V168H173L172 170H170V171H167V172H165L164 170L165 169H162V168H160L161 170L159 171V175L162 177L161 179H158V178H160L159 176H158V178H157V180H156V182L158 181V183H162V186H161V189L163 190V191H165V193L164 192H159V193H157L156 195H154V196H152V201H147V202H145V201H141V200H139V199H143L144 198V196L141 198V195H144V193L145 192H147V190H148V188H149V186H147V185H144V183H142V185H140V183L138 184H135V182H133V180H135V179H133L132 181H129V182H127L126 183V188L128 189L126 192L127 193H125V194H121L120 193V191H121V189L120 190H118L117 188L116 189H114V187L112 186L113 184H114V182H116V180H115V175L114 176H111V181L113 182V184L112 185H105V184H102V185H99V184H96V181H94V179H93V177H92V175L94 174V173H92V171H94V170H91L92 168H90V170L88 169V165H87V163L85 164V163H83V166H84V174L86 175V177L88 178L87 180H88V183H85L84 185H82V183L80 184V179H77L76 177H73V176H68L67 174H66V172H63L62 170H59V169H56V168H53V165H52V172L50 173V174H46V173H41V172H39L38 170H37V167L36 166H34L35 165V163H33V162H30V163H27V165L26 166H28L27 168H24L23 166H22V168H20V169H22V170H25V171H29V172H32V173H34L36 176H37V178H38V180H39V185H38V187H37V189L35 190V192L33 193V195H32V201H33V207H32V209L31 210H39V209H41V205H42V199L39 197V195H38V191L37 190H39V193H40V191H41V189L46 185L47 186V181H49V182H51L52 184H54L55 185V187L57 188V189H59V190H61L62 191V193H64V194H62V193H60L59 195H60V197L58 198V201L56 202V204H58L59 205V209H58V211H59V213L60 212H62V211H67V212H70L71 214H73L74 216H75V218H76V224H75V226H73L72 228H67L66 226H63L62 224H60L59 222H58V212H57V218H56V220H57V223H58V225L59 226H61V227H64V228H66V229H68V230H72V231H77L78 230V227L80 226V224L82 223V215L80 214V213H78V212H74V211H69V210H67L66 208H65V203H70V202H75V203H79V204H83V202L84 203H89V205H91V204H93V206L91 207L90 206V208L91 209H93L94 210V212L97 210L98 211V214L97 215H99L100 213H102L103 212V210H105L106 212V215L109 217V213H114V212H116L117 213V215L118 214H123V215H125L126 213H130L131 215H134V216H136V217H140V219H141V216H143V214H145L144 213V211H146L145 209L146 208H148L149 210L151 209V210H153V209H155V208H157L156 210V213L154 212V214L155 215H151L152 217H154V218H158V217H163L164 215V212L165 213H168L167 215H166V217L169 215V214H171L173 211H174V209H177V207H176V205H183L182 207H186L185 205L187 204V202L188 201H180L179 199L178 200H176V202H183V203H181V204H176V205H174V206H168V205H170V204H172L171 203V201H172V199H170V195H171V193H174V192H176V190H180V189H182V190H185V186L188 184V181L190 180V182H191V185H192V187H191V190L192 191H194V193H196V192H198V195H199V193L202 195V194H204V193H207V194H209V195H211L212 196V194H215L216 193V196H217V193H218V191H223V192H228L231 188H233V187H236L237 188V190H238V196H237V199L236 200H234V201H226V200H223V199H221V200H223V201H225V202H228V203H235V202H238V201H240V199H241V195H242V187L244 186H242L241 187V183H236V184H230V183H228L229 181H227L226 179L227 178H230L231 176H232V174L233 173H235V170H237V166L239 165V160H242V158L241 159H237V157L238 156H236L237 154H235V153H232V154H225V153H218ZM218 154H216V155H218ZM257 154V153H256ZM33 155H34V153H33ZM48 155H50V154H48ZM48 155H46V156H48ZM62 155V154H61ZM66 155V154H65ZM143 155V154H142ZM141 155V156H142ZM195 155V154H194ZM197 155V154H196ZM212 155V154H211ZM42 156V155H41ZM55 156V155H54ZM53 156V157H54ZM78 156V155H77ZM145 156V155H144ZM178 156V155H177ZM213 156H215V154L213 155ZM245 156H246V154H245ZM248 156V155H247ZM35 157V156H34ZM38 157V159H39V155L37 156ZM43 157H45V156H43ZM50 157V156H49ZM52 157V158H53ZM59 157V156H58ZM204 157H206V156H204ZM244 157V156H243ZM6 158V157H5ZM69 158V157H68ZM102 158V157H101ZM139 158V157H138ZM155 158H156V156H155ZM37 159V158H36ZM42 159H44V158H42ZM41 159V160H42ZM46 159V158H45ZM56 159V158H55ZM60 159V158H59ZM63 159V158H62ZM75 159V158H74ZM90 159V158H89ZM89 159H88V161H89ZM103 159V158H102ZM104 159H106V158H104ZM108 159V158H107ZM148 158H146V161H148L147 160ZM178 159V160H177ZM180 159H182V160H180ZM236 159V160H235ZM244 159V158H243ZM47 160V159H46ZM69 160H71V159H69ZM92 160V159H91ZM96 160V159H95ZM152 160H153V158H152ZM156 160V159H155ZM163 160H164V158H163ZM87 161V162H88ZM109 161V160H108ZM130 161V160H129ZM139 161H141V160H139ZM143 161V160H142ZM141 161V162H142ZM170 161V160H169ZM174 161H175V163H174ZM216 161L217 160H212V162H210V163H216ZM238 161V163H236V162ZM250 161V160H249ZM36 162V161H35ZM39 162H42V164H44V162L43 161H39ZM93 162V161H92ZM91 162V163H92ZM140 162V163H141ZM144 162H145V160H144ZM152 162H154V161H152ZM160 162V161H159ZM167 162V161H166ZM188 162V165L186 164ZM5 163V162H4ZM12 163H13V161H12ZM55 163V162H54ZM63 163H64V160H63ZM62 163V164H63ZM70 162H68V164H69ZM105 163H107V162H105ZM134 163V162H133ZM154 163H157V162H154ZM164 163V162H163ZM181 163V164H180ZM192 163V164H191ZM243 163V162H242ZM241 163V164H242ZM250 163V162H249ZM248 163V164H249ZM66 164V163H65ZM67 164V165H68ZM101 164V163H100ZM112 164V163H111ZM120 164V163H119ZM124 164V163H123ZM138 164V163H137ZM161 164V163H160ZM169 164V163H168ZM190 164L191 165H194L195 164V169L193 170V172H190L189 171V169L191 168V166H190ZM200 164V163H199ZM209 164V163H208ZM245 164V163H244ZM246 164H247V162H246ZM64 165V164H63ZM104 165V164H103ZM129 165V164H128ZM158 165V164H157ZM197 165V166H196ZM243 165V164H242ZM263 165H264V162H263ZM6 166V165H5ZM8 166H9V164H8ZM56 166V165H55ZM80 166V165H79ZM91 166V165H90ZM97 166V165H96ZM116 166H118V164L116 165ZM115 166V167H116ZM124 166V165H123ZM136 166V165H135ZM139 166V165H138ZM187 166V167H186ZM245 166V165H244ZM19 167H21V166H19ZM98 167V166H97ZM110 167H111V165H110ZM113 167V166H112ZM125 167V166H124ZM199 167V168H198ZM240 167H241V165H240ZM243 167V166H242ZM246 167V166H245ZM244 167V168H245ZM15 168V167H14ZM18 168V167H17ZM76 168V167H75ZM74 168V169H75ZM101 168V167H100ZM122 168V167H121ZM126 168H127V166H126ZM155 168H157V167H155ZM248 168V167H247ZM250 168H251V166H250ZM82 169V168H81ZM98 169V168H97ZM96 169V170H97ZM115 169V168H114ZM197 169V170H196ZM4 170V169H3ZM110 169H108V171H109ZM112 171V170H111ZM124 171V170H123ZM142 171H143V169H142ZM149 171V170H148ZM151 171V170H150ZM72 172V171H71ZM155 172V171H154ZM157 172V171H156ZM97 173V172H96ZM104 173V172H103ZM107 173V172H106ZM171 173V174H170ZM242 173V172H241ZM126 174V173H125ZM237 174V173H236ZM1 175V177H2V175H3V173L2 174H0ZM97 175H98V173H97ZM123 175V174H122ZM235 175V174H234ZM78 176V175H77ZM80 176V175H79ZM82 176H83V172H82ZM103 176V175H102ZM101 176V177H102ZM130 176V175H129ZM233 177V176H232ZM97 178V177H96ZM118 178V177H117ZM122 178V177H121ZM126 178H128V177H126ZM131 178H133V177H131ZM167 178H169V179H167ZM242 178V177H241ZM254 178H255V176H254ZM143 179V178H142ZM146 179V178H145ZM149 179V178H148ZM148 179H146V180H148ZM156 179V178H155ZM164 179H167L169 182H171V180H173V184L171 185V187H165V184H164V182H167V181H165ZM234 179V178H233ZM250 179V178H249ZM256 179V178H255ZM108 180H109V178H108ZM107 180V181H108ZM127 180V179H126ZM129 180V179H128ZM139 180V179H138ZM242 180H244V179H242ZM110 181V182H111ZM136 181V180H135ZM144 181V180H143ZM237 181V180H236ZM249 181V180H248ZM140 182H142V181H140ZM145 182V181H144ZM149 182H151L150 180H149ZM155 182V183H156ZM189 182V183H190ZM232 182V181H231ZM241 182V181H240ZM243 182V181H242ZM259 182V181H258ZM105 183V182H104ZM187 183V184H186ZM226 183H228V184H230V187H229V185L227 186L226 185ZM111 184V183H110ZM120 184V183H119ZM119 184H118V186H119ZM243 184H244V182H243ZM248 184V183H247ZM246 184V185H247ZM122 185V184H121ZM144 185V186H143ZM40 186V187H39ZM116 186V185H115ZM248 186V185H247ZM253 186V185H252ZM259 186V185H258ZM0 187L2 188V185H1V182H0ZM190 187V186H189ZM189 187H188V190L187 191H189ZM227 187V188H226ZM257 187V186H256ZM0 188V189H1ZM39 188V189H38ZM54 188V187H53ZM92 188H95V190H94V192H93V190H92ZM131 188V189H130ZM240 188H242L241 189V191H240ZM51 189V188H50ZM56 189V190H57ZM153 189H154V187H153ZM123 190H125V189H123ZM244 190V189H243ZM5 191V190H4ZM37 191V192H36ZM140 191H141V193H140ZM156 191V190H155ZM171 191V192H170ZM187 191H186V193H187ZM6 192V191H5ZM70 192H71V194H70ZM105 192H107V194L105 193ZM123 192H125V191H123ZM136 193L138 196H140V198L139 199H136L137 198V196H132L133 195V193ZM157 192V191H156ZM7 193V192H6ZM181 193V192H180ZM182 193H184V192H182ZM8 194V193H7ZM132 194V195H131ZM147 194V193H146ZM152 194V193H151ZM191 194V193H190ZM9 195V194H8ZM98 196L99 197V200H94V197L95 196ZM194 195V194H193ZM10 196V195H9ZM151 196V195H150ZM210 196V197H211ZM86 197H88V199H89V201L86 199ZM120 197H123L124 198V206H120L119 205V198ZM183 197V196H182ZM193 197V196H192ZM196 197V196H195ZM209 197V196H208ZM207 197V198H208ZM209 197V198H210ZM218 197V196H217ZM13 198V197H12ZM180 198V197H179ZM185 198V197H184ZM211 198H213V196L211 197ZM219 198V197H218ZM15 199V198H14ZM175 199V198H174ZM190 199V198H189ZM198 199H199V197H198ZM149 200V199H148ZM184 200V199H183ZM188 200V199H187ZM210 200V199H209ZM211 200H213V199H211ZM214 200H215V198H214ZM201 201V200H200ZM82 202V203H81ZM97 202H100V204H98ZM97 203V204H96ZM186 203V204H185ZM200 203V202H199ZM207 203V202H206ZM87 205V204H86ZM173 205V204H172ZM208 205V204H207ZM209 205H211V204H209ZM212 206H214V205H212ZM57 207V206H56ZM61 207V208H60ZM210 208H212V207H210ZM209 208V209H210ZM193 209V208H192ZM213 209V208H212ZM42 210V209H41ZM123 211V212H121V211ZM171 210H172V212H171ZM205 210V209H204ZM155 211V210H154ZM210 211V210H209ZM147 212L148 211H146V214H147ZM150 212H152V211H150ZM182 212V211H181ZM104 213V212H103ZM102 213V214H103ZM143 213V214H142ZM140 214H141V216H140ZM148 214H150V213H148ZM88 216H90V217H92V218H94L96 215L93 213V215H87V216H85V221L86 220H88ZM110 216H112V215H110ZM114 216V215H113ZM122 216V215H121ZM171 216V215H170ZM98 217V216H97ZM96 217V218H97ZM128 217V216H127ZM151 217V218H152ZM165 217V216H164ZM228 217V216H227ZM99 218V217H98ZM226 218V217H225ZM231 217H229V219H230ZM236 218H238V217H236ZM90 219V218H89ZM134 219V218H133ZM167 219V218H166ZM173 219V218H172ZM223 218H221L220 220L221 221H223L222 220ZM233 219V218H232ZM240 219V218H239ZM171 220V219H170ZM234 220V219H233ZM232 220V221H233ZM84 221V220H83ZM95 221H97V219H90V223L92 222H95ZM168 221V220H167ZM212 221H213V219H212ZM230 221V220H229ZM163 222V221H162ZM219 222V221H218ZM227 222V221H226ZM235 222V221H234ZM234 222H233V224H234ZM240 222V220H237L236 219V225L238 224ZM136 223V222H135ZM222 223V222H221ZM220 223V224H221ZM230 223V222H229ZM206 224V223H205ZM213 224V223H212ZM224 224H226V223H224ZM217 225V224H216ZM196 227H197V225H195ZM195 227V228H196ZM225 227V226H224ZM230 227V226H229ZM204 228V227H203ZM231 228V227H230ZM206 229V228H205ZM224 229V228H223ZM228 229V228H227ZM202 230V229H201ZM206 231V230H205ZM198 234V233H197ZM235 234V233H234ZM234 234H232V236H233V238L235 237V235ZM209 236V235H208ZM211 236V235H210ZM206 237V236H205ZM231 237V236H230ZM199 238V237H198ZM197 238V239H198ZM209 238V237H208ZM246 238H247V236H246ZM86 240H87V242H86V244L83 246V248L80 250V253L79 254H76V255H82L83 253H85L86 252V247H88L87 245H90L89 244V242H90V239L89 238H85ZM194 239H196V238H194ZM196 239V240H197ZM203 239V238H202ZM205 239V238H204ZM82 240V239H81ZM207 240V239H206ZM213 240V239H212ZM211 240V241H212ZM198 242H200V238H199V240H197ZM196 241V242H197ZM208 241V240H207ZM230 241V240H229ZM206 242V241H205ZM208 242H210V241H208ZM214 242V241H213ZM216 242V241H215ZM212 244V243H211ZM205 245V244H204ZM216 245V244H215ZM210 246V245H209ZM214 254V253H213ZM222 255V254H221ZM214 256H215V254H214ZM211 258V257H210ZM213 258V257H212ZM216 258V257H215ZM210 260V259H209ZM216 260V259H215ZM219 260V259H218ZM205 261V260H204ZM213 261V260H212ZM208 262V261H207ZM214 262V261H213ZM210 264H214V263H211L210 262ZM220 264V263H219Z\"/></svg>",
    "mask_w": 264,
    "mask_h": 264
},
{
    "label": "clouds",
    "instance_id": "9594fccd",
    "mask_svg": "<svg viewBox=\"0 0 264 264\" xmlns=\"http://www.w3.org/2000/svg\"><path fill=\"white\" fill-rule=\"evenodd\" d=\"M151 5L152 0H59L50 14L44 0H0V75L8 83L72 94L88 55L115 44Z\"/></svg>",
    "mask_w": 264,
    "mask_h": 264
},
{
    "label": "water",
    "instance_id": "95a60500",
    "mask_svg": "<svg viewBox=\"0 0 264 264\" xmlns=\"http://www.w3.org/2000/svg\"><path fill=\"white\" fill-rule=\"evenodd\" d=\"M212 160H217L216 163H210ZM209 163V164H208ZM231 159L223 155H215L209 158L205 164L200 167L193 175V180L196 184L202 182L203 174L223 171L229 164ZM176 168V166L167 165L165 172ZM52 165L50 162L44 164L37 163V170L41 173L50 174L52 172ZM2 189L5 190L11 197L19 202L21 209L30 211L33 207L32 195L39 185L37 176L29 171L20 168H12L5 170L1 180ZM217 196L226 201H234L237 199L238 190L236 187L231 188L228 192L218 191ZM119 205L124 206V198H119ZM58 222L67 228H72L76 224V218L73 214L67 211H62L58 214ZM87 240H76L74 246L76 247V254L86 244Z\"/></svg>",
    "mask_w": 264,
    "mask_h": 264
}]
</instances>
